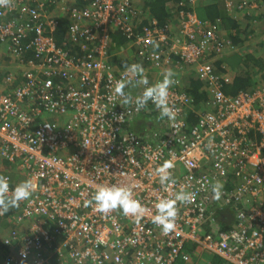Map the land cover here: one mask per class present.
<instances>
[{
  "label": "built area",
  "instance_id": "2783aa9c",
  "mask_svg": "<svg viewBox=\"0 0 264 264\" xmlns=\"http://www.w3.org/2000/svg\"><path fill=\"white\" fill-rule=\"evenodd\" d=\"M199 1L175 4L174 28L148 18L135 32L141 13L134 0H60L70 21L65 40L78 52L73 57L53 36L56 22L47 8L55 0H11L10 7H0V45L23 78L16 89L0 92L1 176L10 191L16 186L11 170L33 185L30 199L0 216L10 225L0 240L7 251L0 250V264H48L45 244L53 238L66 250H57V261L71 264H200L183 256L188 245L227 264H264V82L250 92L223 95L221 83L230 79L223 58L239 49L216 25L197 19ZM225 7L232 11L231 2ZM237 8L244 10V3ZM114 31L134 50L146 76L151 69L188 68L204 82L209 100L191 128L185 122L191 97L173 76L168 103L175 119L160 118L156 132L144 139L128 131L132 119L159 110L149 102L136 111L143 84L127 105L114 95L115 83L131 75L113 63ZM26 50L37 61L23 62ZM11 80L9 75L7 87ZM249 130L261 135L259 144L250 142ZM169 160L175 182L165 187L155 170ZM217 181L223 187L214 199ZM97 185L131 189L145 208L143 217L137 221L119 209L98 212L89 203ZM181 191L190 199L177 203L175 229L164 235L152 223L155 205ZM232 200L242 210L235 209L232 228L221 232L212 213L226 211Z\"/></svg>",
  "mask_w": 264,
  "mask_h": 264
},
{
  "label": "trees",
  "instance_id": "16d2710c",
  "mask_svg": "<svg viewBox=\"0 0 264 264\" xmlns=\"http://www.w3.org/2000/svg\"><path fill=\"white\" fill-rule=\"evenodd\" d=\"M136 1L141 2V4L138 3L139 5L136 6H143L142 10L135 6ZM181 1L182 0H134L133 6L137 12L141 13L138 15L135 32H138L141 26L148 22V20H146L148 18L156 20L160 26H167L168 20L171 17V8H175V4H178V2ZM213 1L215 0L199 1L194 6V12L197 19L208 25H216L219 30H222L225 33L224 35L226 36V39L234 46V48L237 47L242 49L232 53L231 57L235 56L229 63L231 64L233 62V64L236 65V68L235 71L229 70V72H231L229 74V82H222L220 91L227 97H233L242 92H250L256 86L260 85L261 82H264V10H261L264 9V0H259L261 2V6H257L253 0H224L222 6L223 8H220L219 6L216 7ZM225 2H231L232 11L227 10ZM242 3H244V10H238L237 7ZM188 6L189 4L185 5V7ZM52 19L56 22V28L53 33L56 44L63 47L64 50H67L71 57L77 56L78 52L76 47L72 46L69 42H67V40H65V36L70 27L68 15H56L53 16ZM22 44L25 45L26 42L24 41ZM21 58L23 59V62H27L29 60L37 61L38 59H36L34 54L28 50L23 52ZM113 63L117 66L118 60L113 59ZM220 66L221 62L219 60L216 61V69L222 72ZM228 67L230 68V65H228ZM191 74L193 75L188 74L184 78L183 87L184 91L191 97L192 100V110L188 111L185 115L186 125L190 128L196 123L197 115L195 113L203 110H199L198 107L201 105L204 108L205 102L209 100L207 92L204 91L206 89L204 82L199 80L194 72ZM7 75L8 74H4L3 76L0 75V77L6 78ZM55 82L58 85H62L60 80L57 78L55 79ZM22 83L23 78L20 73L12 75V80L9 83L7 92H11ZM135 91L136 87L126 88V92L130 93V95ZM135 123L138 124L136 128L133 127V124ZM159 125L160 116L155 112H151L132 119L129 122L127 129L140 139H144L155 133L157 126ZM247 137L253 144H259L261 139V135L252 130H249ZM23 181H25L24 175L17 174L14 176L11 174V182L14 186ZM231 188L232 182H229L225 189L229 190ZM241 207L242 206L239 205L238 202L232 200V202L228 204L226 211H233L232 213L229 212L232 216L236 211L235 209L242 210ZM243 209L248 212L245 208ZM7 213L10 215L13 213V210L10 209ZM219 214L220 211H215L214 214L212 213L213 219L218 220ZM217 223L219 231L221 232H225L230 229L229 226L222 223L220 220H218ZM196 249L195 246H186L183 250V256L191 258L192 251ZM0 250L7 252L4 245H0ZM204 256H206V254ZM212 259L211 264H227L218 257ZM183 261V259H179L177 263L181 264ZM193 262H196L195 259H193Z\"/></svg>",
  "mask_w": 264,
  "mask_h": 264
},
{
  "label": "clouds",
  "instance_id": "9594fccd",
  "mask_svg": "<svg viewBox=\"0 0 264 264\" xmlns=\"http://www.w3.org/2000/svg\"><path fill=\"white\" fill-rule=\"evenodd\" d=\"M10 6L11 0H0V7ZM168 26L170 25L168 24ZM226 57L223 58V62L226 60ZM219 61L221 62V60ZM126 71L131 74L130 77L126 80L117 81L113 89L114 95L121 98L123 104L127 105L133 102V97L125 89L136 87L137 84H143L145 85L144 90L134 99L136 111L139 112L145 109L149 102H151L159 110L161 119H175V111L168 103L169 88L174 83V74L171 70H165L162 74V79L152 85H149L145 69L141 64L126 66ZM6 88L8 87L6 86ZM173 167V162L169 160L165 161L155 170L162 186L166 187L167 184L175 182L169 172V169ZM222 187L219 181L214 183L212 186L214 199L219 198ZM32 193L33 185L30 181L20 182L10 191L8 178L0 176V216L6 214L12 208L18 207L21 201L30 199ZM189 199L190 193L183 191L176 193L171 199L161 198L155 205L156 214L152 217V223L160 227L164 235H168L176 226L177 203L187 202ZM92 202L95 203L96 210L100 213L107 214L119 209L123 215L132 216L137 221L143 217L145 212V208L133 197L131 189L115 185H97L92 200L89 203Z\"/></svg>",
  "mask_w": 264,
  "mask_h": 264
},
{
  "label": "crops",
  "instance_id": "0c3cea01",
  "mask_svg": "<svg viewBox=\"0 0 264 264\" xmlns=\"http://www.w3.org/2000/svg\"><path fill=\"white\" fill-rule=\"evenodd\" d=\"M203 0H201L202 2ZM255 4H257V6H261V2L259 0H253ZM55 4L53 5H48V17H52L56 16V15H67L66 12H63L61 10V2L60 0H55ZM216 7H220L223 8V2L224 0H215L213 1ZM141 4V2H135V6ZM137 7V6H136ZM143 6H139L137 8H140L141 10ZM264 10V9H261ZM174 8H171V17L168 20V24L174 28L175 23H176V18H175V14L173 13ZM235 13V12H233ZM173 17V18H172ZM171 28V29H172ZM174 31H176L175 29H172ZM227 30V29H226ZM223 32V31H222ZM224 33V32H223ZM225 34V33H224ZM109 46L110 49L115 52V58L112 59H116L118 60V65L117 67L119 69H124L126 68V66H129L131 64H141L139 62V60L136 58L134 50L129 49L128 43L126 41V39L123 38V36L118 32V31H114V33L110 34L109 36ZM241 49V48H238ZM242 50V49H241ZM235 56V55H234ZM233 56V57H234ZM233 57L231 56H227L226 60L227 61H231L233 59ZM264 59V57H263ZM143 66V64H141ZM229 65L231 66V64L229 63ZM144 67V66H143ZM149 70V68H147ZM171 70V69H169ZM173 76L177 77L180 82L181 85L184 87V78L190 74L193 75L191 73H193L192 70L188 69V68H183L182 70H180V72L177 71H173ZM20 72H22L21 68L19 65L14 64V62H11L8 58V56L6 55L5 52V47L0 45V75H4V74H8L7 76L10 75H15V74H19ZM149 74L147 76L148 82H152L154 80L157 79L158 75H162L165 71H161V73L159 74V71H155V70H149L147 71ZM3 79V77H0V81ZM8 90V88H4L2 89V84L0 82V92ZM139 93V90H136L132 96L136 95ZM198 109H204L203 106H199ZM132 124V123H130ZM137 123L133 124V127H137ZM130 127V125H129ZM132 129V127H130ZM4 168H7V165H2ZM2 167L0 166V176L2 174ZM10 171V170H9ZM10 174H13L14 176H16L17 174L15 172H13L12 170L10 171ZM230 212V211H229ZM227 212V211H223L219 214L218 220H220L222 223L226 224L227 226H229V228H232V218H231V214L232 212ZM8 214V213H7ZM9 215V214H8ZM217 220V221H218ZM10 228V225L6 222V220L4 218H0V240L4 237L7 236L8 234V230ZM46 230L51 233L52 232V228L51 225L48 227V225L46 226ZM57 250L60 251L62 254H66V250L62 248V244H61V239L60 238H53L50 244H45V252H44V257L47 260L48 264H71L67 259L64 260L65 262H63L62 259H59L57 261L58 258V254H57Z\"/></svg>",
  "mask_w": 264,
  "mask_h": 264
},
{
  "label": "rangeland",
  "instance_id": "374dc122",
  "mask_svg": "<svg viewBox=\"0 0 264 264\" xmlns=\"http://www.w3.org/2000/svg\"><path fill=\"white\" fill-rule=\"evenodd\" d=\"M223 64L225 65L226 69L227 70H230V71H235V68H236V65L233 64V62L231 63V66L230 68L228 67L229 65V61L225 60L223 62ZM231 73V72H230ZM8 77V76H7ZM6 77V78H7ZM6 78H3L0 82L2 84V89H4L6 87ZM205 254H200L197 250H194L192 251V257H191V261L193 262V259H195L196 262H199L200 264H211L212 262V258H210L211 256L210 255H206L204 256ZM193 258V259H192ZM181 260V259H180ZM177 264H180V263H177ZM181 264H190V260L188 261H183Z\"/></svg>",
  "mask_w": 264,
  "mask_h": 264
}]
</instances>
